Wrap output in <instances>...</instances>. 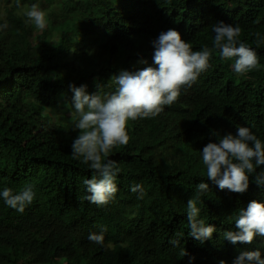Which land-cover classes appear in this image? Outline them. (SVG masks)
Returning <instances> with one entry per match:
<instances>
[{"label":"trees","instance_id":"obj_1","mask_svg":"<svg viewBox=\"0 0 264 264\" xmlns=\"http://www.w3.org/2000/svg\"><path fill=\"white\" fill-rule=\"evenodd\" d=\"M20 4H39L48 23L38 31L26 23L16 0H0V25H9L0 30V191L31 185L36 196L23 213L0 198V264H233L246 251H260L264 258V236L250 244H232L223 236L239 231L234 222L239 209L251 201L264 203V186L251 176L244 193L221 190L207 179L201 154L218 142L213 131L235 134L245 126L264 142V45L254 43L256 32L264 35V0ZM219 22L242 29L240 39L256 51L261 69L237 76L233 61L214 53L211 67L176 103L155 118L128 122L129 144L108 157L120 168L116 197L105 207L90 203L83 181L94 173L73 158L76 137L47 109L60 113L72 105L70 85H87L93 94L99 83L108 93L115 90L114 74L155 66L152 41L169 29L193 51L211 48L212 25ZM201 182L209 191L197 202L199 218L216 229L203 243L189 235L187 220V203ZM134 184L143 185L142 200L131 191ZM103 227L110 249L88 238ZM173 238L187 255L179 256L180 248L169 242Z\"/></svg>","mask_w":264,"mask_h":264},{"label":"clouds","instance_id":"obj_2","mask_svg":"<svg viewBox=\"0 0 264 264\" xmlns=\"http://www.w3.org/2000/svg\"><path fill=\"white\" fill-rule=\"evenodd\" d=\"M16 7L24 9L26 23H31L38 31L47 27L46 13L39 4L24 8L20 0ZM5 22L0 30L7 29ZM214 38L212 47L205 45L202 50L193 51L189 42L175 29L162 32L152 41L154 47L153 64L137 71L121 70L114 74L111 84L115 90L102 93V85L97 84L98 92L89 94L87 85L77 87L70 85L73 92L71 117L75 130L79 135L73 141L72 156L81 160L93 171L91 179L83 184L87 189L86 199L98 207H105L112 202L118 192L116 177L120 172L116 161L108 158L113 149L127 146L130 142L128 122L140 119L155 118L172 106L186 91L197 83L200 75L210 67L213 54L224 61H233L232 68L237 76H247L252 71L261 69L256 51L240 39L242 29L236 25L219 22L212 25ZM256 47L264 45V35L256 32ZM148 64L147 60L139 61ZM111 86V85H110ZM218 136V142L208 143L201 151L202 163L206 169L207 179L214 182L221 190L233 193H244L249 187L250 177H255L259 186H264V142L249 127L240 126L235 134ZM108 158V159H106ZM261 169L257 171V169ZM137 199L142 200L146 193L142 184L131 186ZM209 191V185L201 182L196 186L195 196L187 203V220L189 235L203 243L210 239L216 231L215 227L200 219L201 208L198 200ZM33 186L26 185L19 191L5 187L0 191V198L11 209L23 213L35 199ZM238 232L227 231L224 238L232 244L253 242L257 235L264 236V203L251 201L247 208H241L234 219ZM102 228L100 234H89V240L102 247L105 245ZM183 234L177 233V237ZM179 247V256L187 255L181 247V240L173 238L169 241ZM219 264H227L221 260ZM233 264H264L260 251L242 252Z\"/></svg>","mask_w":264,"mask_h":264},{"label":"rangeland","instance_id":"obj_3","mask_svg":"<svg viewBox=\"0 0 264 264\" xmlns=\"http://www.w3.org/2000/svg\"><path fill=\"white\" fill-rule=\"evenodd\" d=\"M56 40V39H54ZM89 51H92V50H89ZM56 109H47V113L52 117L54 118L56 121H59V122H62L64 125H66V128H65V133L70 135L71 137H76L78 136L79 132L78 130H75L74 129V126H73V123L72 121H69V120H72V117H71V112H72V108L69 106L67 110H64V111H61L60 113L59 112H55ZM58 117V118H56ZM68 122L69 125L66 124V122Z\"/></svg>","mask_w":264,"mask_h":264}]
</instances>
